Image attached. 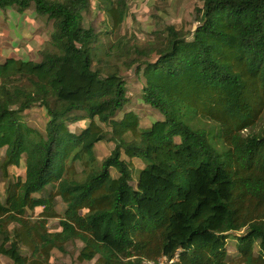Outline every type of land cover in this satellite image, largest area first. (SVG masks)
Here are the masks:
<instances>
[{
  "label": "trees",
  "instance_id": "obj_1",
  "mask_svg": "<svg viewBox=\"0 0 264 264\" xmlns=\"http://www.w3.org/2000/svg\"><path fill=\"white\" fill-rule=\"evenodd\" d=\"M91 1L0 0L34 5L54 25L39 61L0 62V255L51 264L78 240L79 259L97 264H264V128L253 130L264 121V0H200L194 31L170 25L137 48L147 57L130 63L143 65L142 100L163 115L147 128L125 110L121 72L94 67L99 33L83 24ZM99 1L118 29L127 0ZM36 104L47 109L45 134L23 119ZM77 120L89 121L80 133L68 124ZM104 141L115 147L99 162ZM135 158L144 166L132 184ZM11 166L25 175L12 179Z\"/></svg>",
  "mask_w": 264,
  "mask_h": 264
},
{
  "label": "rangeland",
  "instance_id": "obj_2",
  "mask_svg": "<svg viewBox=\"0 0 264 264\" xmlns=\"http://www.w3.org/2000/svg\"><path fill=\"white\" fill-rule=\"evenodd\" d=\"M99 0H92L91 7L84 13V26H92L99 33L98 41L95 46L98 48L97 56H95L94 67H101L108 70H119L124 76L127 84V96L129 103L125 106V110H133L140 117V124L142 128L150 127L157 121L163 119L161 112L152 106L145 104L142 100V87L144 83L143 70L139 72V63H135L131 67V61L139 57V60H146V56H139L136 52L137 48H147L153 41H158L165 37L167 26L174 25L178 29H183L186 32H192L198 24L199 12L197 7L202 6L200 0H127L128 15L125 21L118 29L112 28V22L109 16L99 8ZM47 29L48 39L45 42V47H49V39L54 30L53 20L47 17L42 18ZM112 50L109 51V47ZM42 48V49H43ZM108 51L110 53H108ZM37 57L41 59V50ZM83 112H78L82 115ZM23 119L32 127L38 129L43 134L46 133V125L49 120L47 109L36 104L23 114ZM88 120H77L75 122L68 121L69 127L72 131L80 133L88 124ZM207 128L214 127L212 122H206ZM107 128V127H106ZM264 128V121L253 130H261ZM245 133H249L248 130ZM115 147V143L111 141H104L97 144L95 148L96 156L99 162L110 155ZM5 149L0 152V158L3 159ZM133 179L132 184H135L139 170L144 166V162L140 159H133ZM82 170V166L78 164L77 171ZM11 178L17 176H24V167H9ZM113 174L116 171L112 170ZM77 175L81 177V175ZM8 180L0 181V194L2 200L6 198V187ZM56 209L58 213L63 215L66 204L61 197L57 198ZM43 210V207H37L35 210V217ZM48 227L51 231L61 230L60 219H49ZM242 232V231H241ZM238 232L237 234L241 233ZM81 241H72L67 245L65 253L54 250L52 253L51 264H97V259L80 260L79 254L83 247ZM228 253L230 260L236 259L238 256L237 239L235 235H231L227 242ZM27 252V251H25ZM235 257V258H234ZM0 264H14L13 260L5 255H0Z\"/></svg>",
  "mask_w": 264,
  "mask_h": 264
},
{
  "label": "crops",
  "instance_id": "obj_3",
  "mask_svg": "<svg viewBox=\"0 0 264 264\" xmlns=\"http://www.w3.org/2000/svg\"><path fill=\"white\" fill-rule=\"evenodd\" d=\"M43 17L34 5L24 11L0 8V62L11 57L40 60L38 52L48 39Z\"/></svg>",
  "mask_w": 264,
  "mask_h": 264
},
{
  "label": "built area",
  "instance_id": "obj_4",
  "mask_svg": "<svg viewBox=\"0 0 264 264\" xmlns=\"http://www.w3.org/2000/svg\"><path fill=\"white\" fill-rule=\"evenodd\" d=\"M177 259V256L173 259H169L166 256H163L162 258L159 259L158 262L155 261H145L144 264H170L174 262Z\"/></svg>",
  "mask_w": 264,
  "mask_h": 264
}]
</instances>
